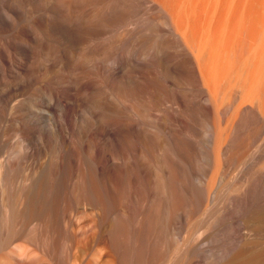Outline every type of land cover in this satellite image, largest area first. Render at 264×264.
<instances>
[{
  "label": "bare ground",
  "instance_id": "1",
  "mask_svg": "<svg viewBox=\"0 0 264 264\" xmlns=\"http://www.w3.org/2000/svg\"><path fill=\"white\" fill-rule=\"evenodd\" d=\"M0 264H264V0H0Z\"/></svg>",
  "mask_w": 264,
  "mask_h": 264
}]
</instances>
